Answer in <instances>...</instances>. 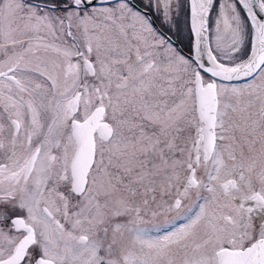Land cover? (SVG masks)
Wrapping results in <instances>:
<instances>
[{"label": "snow or ice", "instance_id": "1", "mask_svg": "<svg viewBox=\"0 0 264 264\" xmlns=\"http://www.w3.org/2000/svg\"><path fill=\"white\" fill-rule=\"evenodd\" d=\"M0 264H264V0H0Z\"/></svg>", "mask_w": 264, "mask_h": 264}]
</instances>
